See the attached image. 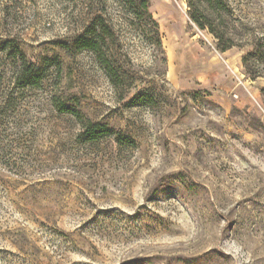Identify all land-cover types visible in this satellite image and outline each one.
<instances>
[{
	"label": "rangeland",
	"instance_id": "obj_1",
	"mask_svg": "<svg viewBox=\"0 0 264 264\" xmlns=\"http://www.w3.org/2000/svg\"><path fill=\"white\" fill-rule=\"evenodd\" d=\"M226 1L222 51L187 0L161 43L125 0H0V264H264V0Z\"/></svg>",
	"mask_w": 264,
	"mask_h": 264
},
{
	"label": "trees",
	"instance_id": "obj_2",
	"mask_svg": "<svg viewBox=\"0 0 264 264\" xmlns=\"http://www.w3.org/2000/svg\"><path fill=\"white\" fill-rule=\"evenodd\" d=\"M128 4L133 5L141 16L148 19L156 28V35L159 38L158 42L161 43L160 33L158 30V22L153 18L150 12V0H125ZM189 6V17L195 24L201 29H209L219 40V47L222 51L229 49L232 44H226L224 42V34L220 33L215 25L216 18H222L223 13L228 14L231 12V7L226 0H187ZM103 34H111V30L105 27ZM77 44L81 49H91L97 51L100 49V44L95 39L82 35L78 38ZM36 71L35 65L28 66L23 71L24 78H29ZM31 81L34 82L35 78L31 77ZM39 79V78H38ZM62 111L70 112L75 115L82 124L81 134L85 136L86 140L94 141L98 138L110 133L108 125L98 121H92L85 117L84 113L80 110L67 107L65 104H61L59 107Z\"/></svg>",
	"mask_w": 264,
	"mask_h": 264
}]
</instances>
